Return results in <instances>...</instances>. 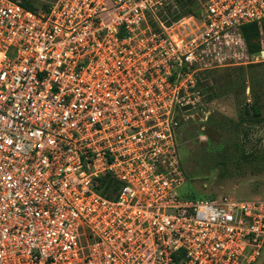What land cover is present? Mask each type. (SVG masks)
<instances>
[{
    "label": "built area",
    "instance_id": "2783aa9c",
    "mask_svg": "<svg viewBox=\"0 0 264 264\" xmlns=\"http://www.w3.org/2000/svg\"><path fill=\"white\" fill-rule=\"evenodd\" d=\"M178 1L0 0V264H264V199L186 198L177 144L264 0Z\"/></svg>",
    "mask_w": 264,
    "mask_h": 264
},
{
    "label": "rangeland",
    "instance_id": "374dc122",
    "mask_svg": "<svg viewBox=\"0 0 264 264\" xmlns=\"http://www.w3.org/2000/svg\"><path fill=\"white\" fill-rule=\"evenodd\" d=\"M256 31L264 43V24ZM209 87L204 133L189 122L177 138L183 194L264 199V62L213 71Z\"/></svg>",
    "mask_w": 264,
    "mask_h": 264
},
{
    "label": "trees",
    "instance_id": "16d2710c",
    "mask_svg": "<svg viewBox=\"0 0 264 264\" xmlns=\"http://www.w3.org/2000/svg\"><path fill=\"white\" fill-rule=\"evenodd\" d=\"M178 2L180 4L181 14L177 15L175 10L172 11L171 14H176V16H174L173 20H175V19H177V18H179L181 16H184V15H187V14L191 13V8H192V6L194 4L193 0H187L186 2H182V1L179 0ZM22 6L24 8H27V9H33L32 5L29 4V3L22 4ZM262 24H264V22ZM258 25H260V24L254 23V24H248V25H245V26L242 27V34H243V37H244L245 42L247 44L248 52L252 53V54L253 53L257 54L261 50V46L264 45V43L262 41L260 43L258 42L259 41L258 32L256 31ZM212 72L213 71L206 72L205 73L206 81L203 84L199 85L200 88L202 89L203 93L205 95H207L208 99H210L209 79H210V74ZM255 115L257 116L258 114L256 113ZM201 133H204V131L201 132ZM183 135H184V133H183ZM185 138H187L186 137V133H185ZM184 141H185V139H184ZM179 153H180V148H179ZM181 153H182V151H181ZM118 189H119V184L116 181H114L111 177L106 175V176H104V177L99 179L98 190H99V192L102 195L110 198L111 197V192H115ZM184 196L186 198H188V199H193V200H211V199H213V198H209V199L207 198L206 199L204 197L197 198V197H192L190 195H185V194H184Z\"/></svg>",
    "mask_w": 264,
    "mask_h": 264
}]
</instances>
